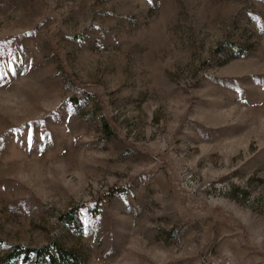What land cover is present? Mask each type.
Here are the masks:
<instances>
[{"label": "rangeland", "instance_id": "obj_1", "mask_svg": "<svg viewBox=\"0 0 264 264\" xmlns=\"http://www.w3.org/2000/svg\"><path fill=\"white\" fill-rule=\"evenodd\" d=\"M54 244L264 264V0H0V264Z\"/></svg>", "mask_w": 264, "mask_h": 264}, {"label": "trees", "instance_id": "obj_2", "mask_svg": "<svg viewBox=\"0 0 264 264\" xmlns=\"http://www.w3.org/2000/svg\"><path fill=\"white\" fill-rule=\"evenodd\" d=\"M52 248L54 249L53 253H49L48 248L33 251L36 257L35 263L39 264L38 262H45L46 264H58V262H60L62 264H76L75 256L73 253H71V251L63 249L58 244H54ZM20 254H24L23 256L25 258L28 256L26 251L16 249L15 251L7 254L1 260V264H9L8 262H10L13 258L20 256Z\"/></svg>", "mask_w": 264, "mask_h": 264}]
</instances>
